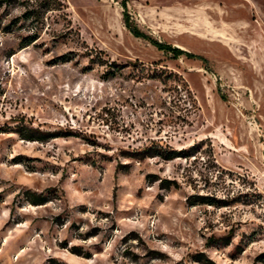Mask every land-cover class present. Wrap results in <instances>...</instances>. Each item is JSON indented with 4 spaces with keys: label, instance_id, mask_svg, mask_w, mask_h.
Listing matches in <instances>:
<instances>
[{
    "label": "rangeland",
    "instance_id": "rangeland-1",
    "mask_svg": "<svg viewBox=\"0 0 264 264\" xmlns=\"http://www.w3.org/2000/svg\"><path fill=\"white\" fill-rule=\"evenodd\" d=\"M0 264H264V0H0Z\"/></svg>",
    "mask_w": 264,
    "mask_h": 264
},
{
    "label": "trees",
    "instance_id": "trees-1",
    "mask_svg": "<svg viewBox=\"0 0 264 264\" xmlns=\"http://www.w3.org/2000/svg\"><path fill=\"white\" fill-rule=\"evenodd\" d=\"M125 26L129 30V32L135 36V37H142L144 39L149 40V42L154 45L159 51L163 52H170L172 54L173 58H179L181 56H185L188 59H195V60H201L205 62V59L199 56H194L192 54L186 53L180 49L177 48H172L170 45L167 44H161L158 42H155L154 40L148 38L147 36H144L143 34L139 33L136 29L132 28L131 26L128 25L127 21L125 20ZM37 39L36 33H33L32 35L27 37V41L25 42L24 45L21 46V48L26 47L34 43ZM109 66H115V64L111 63ZM19 135L22 137V139L27 140V141H44L46 139H52V138H57L59 136L55 135H47V136H35L33 135L30 131H20L18 132ZM183 155L182 151H176V150H168V151H162L160 149H154V148H147L144 150L141 154L140 157L142 158H153V157H158L163 160H173L175 158H179ZM34 195V194H32ZM35 203V202H34ZM37 205V204H34Z\"/></svg>",
    "mask_w": 264,
    "mask_h": 264
},
{
    "label": "water",
    "instance_id": "water-1",
    "mask_svg": "<svg viewBox=\"0 0 264 264\" xmlns=\"http://www.w3.org/2000/svg\"><path fill=\"white\" fill-rule=\"evenodd\" d=\"M179 49V48H178Z\"/></svg>",
    "mask_w": 264,
    "mask_h": 264
}]
</instances>
